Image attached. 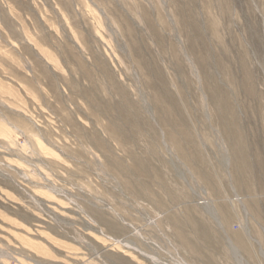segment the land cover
Segmentation results:
<instances>
[{"label":"rangeland","instance_id":"obj_1","mask_svg":"<svg viewBox=\"0 0 264 264\" xmlns=\"http://www.w3.org/2000/svg\"><path fill=\"white\" fill-rule=\"evenodd\" d=\"M228 240L264 264V0H0V264Z\"/></svg>","mask_w":264,"mask_h":264},{"label":"bare ground","instance_id":"obj_2","mask_svg":"<svg viewBox=\"0 0 264 264\" xmlns=\"http://www.w3.org/2000/svg\"><path fill=\"white\" fill-rule=\"evenodd\" d=\"M218 223L220 224L219 221H218ZM228 242H230L231 250L235 253L236 257H238V263L243 264V258L239 256L238 249L236 248V246L230 240H228ZM154 261H156V260H154Z\"/></svg>","mask_w":264,"mask_h":264}]
</instances>
